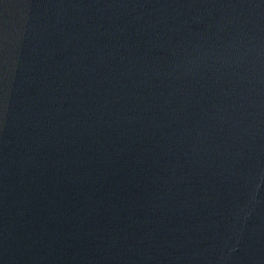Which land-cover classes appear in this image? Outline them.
<instances>
[{
	"label": "water",
	"instance_id": "1",
	"mask_svg": "<svg viewBox=\"0 0 264 264\" xmlns=\"http://www.w3.org/2000/svg\"><path fill=\"white\" fill-rule=\"evenodd\" d=\"M0 264H264V0H0Z\"/></svg>",
	"mask_w": 264,
	"mask_h": 264
}]
</instances>
